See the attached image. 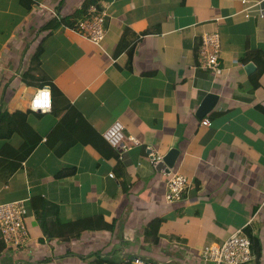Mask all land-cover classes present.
I'll use <instances>...</instances> for the list:
<instances>
[{
	"label": "crops",
	"instance_id": "obj_1",
	"mask_svg": "<svg viewBox=\"0 0 264 264\" xmlns=\"http://www.w3.org/2000/svg\"><path fill=\"white\" fill-rule=\"evenodd\" d=\"M20 1L0 0V112L25 114L0 138L5 170L19 163L0 205L21 203L26 239L0 240V264H211L203 251L245 228L260 247L245 264H264V15L244 18L239 0H99L95 44L74 30L83 18L61 21L83 0ZM211 32L218 74L198 62ZM41 87L50 111L28 107ZM207 93L216 100L197 117ZM115 120L136 141L125 150L101 136ZM170 148L186 188L166 204L149 153Z\"/></svg>",
	"mask_w": 264,
	"mask_h": 264
},
{
	"label": "built area",
	"instance_id": "obj_2",
	"mask_svg": "<svg viewBox=\"0 0 264 264\" xmlns=\"http://www.w3.org/2000/svg\"><path fill=\"white\" fill-rule=\"evenodd\" d=\"M241 5L238 10L244 18H249L254 12L255 16L262 17L264 15L263 8L259 7V1L239 0ZM92 13L79 20L74 27V30L81 32L86 38L95 44H99L104 35L103 17L104 12L99 10L94 11V7H89ZM254 16V15H252ZM218 52V37L215 32L205 33L201 37V45L198 50L199 66L204 70H211L212 74H218L220 67L217 60ZM45 87L38 88L29 100V109L43 110V97L41 90ZM264 105V101H263ZM51 107V101H50ZM203 126H209L210 121L206 118L200 120ZM105 142L117 150H125L130 144L136 141L131 136H125L124 140L123 126L118 121H113L101 133ZM161 159L159 153H149V162L156 169L158 162ZM157 173L164 179L166 191L164 192V201L166 204H171L181 200L185 188L186 179L172 167L169 169H156ZM112 176V173H108ZM24 208L20 202H11L0 205V239L2 242L11 247L19 246L26 239V228L23 223ZM202 258L211 264H245L252 260L250 252V243L241 229L228 235L219 244L210 245L203 251ZM130 264H157L149 261L143 262L140 258L133 257Z\"/></svg>",
	"mask_w": 264,
	"mask_h": 264
},
{
	"label": "trees",
	"instance_id": "obj_3",
	"mask_svg": "<svg viewBox=\"0 0 264 264\" xmlns=\"http://www.w3.org/2000/svg\"><path fill=\"white\" fill-rule=\"evenodd\" d=\"M25 1L26 0H21L20 2L23 6L26 7ZM98 2L99 0H83L80 6L74 12L62 18L61 20L62 23L66 25V27H70V28L73 27L74 24L77 22V20L84 18L87 15V10L89 7H94L95 12L99 11L101 8ZM253 54L256 55L257 52L253 51ZM256 76H257V73L253 77H251L252 84H255ZM14 115H17L20 118L18 123H20L21 125H24L25 114L21 112H15L11 115H7L1 111L0 112V138H5L12 131L18 130V123L14 122L16 121L14 119ZM37 141H38V138L35 137L32 141L25 144L28 146H27V149H25L23 153L20 155V159H23L29 153V151H31V149L33 148V146L35 145ZM76 141H79L82 145L84 144L93 145L91 141H87V140H75V142ZM55 153L59 154L61 153V150L60 151L55 150ZM17 167H19V163H14L11 165L10 169L5 170V168H8V167H4V162H0V180L5 181L14 172V170ZM34 204L35 203L31 204V208L33 209V211L36 210V208L33 206ZM38 207L41 208V205H39ZM243 231H244V234L247 236L249 243H250V252L252 255V259H258L260 257V247L258 244V241H259L258 237L254 233L250 232V230L247 228H245ZM49 235H52V234L49 232ZM141 260L143 262H147V260H144V259H141Z\"/></svg>",
	"mask_w": 264,
	"mask_h": 264
},
{
	"label": "water",
	"instance_id": "obj_4",
	"mask_svg": "<svg viewBox=\"0 0 264 264\" xmlns=\"http://www.w3.org/2000/svg\"><path fill=\"white\" fill-rule=\"evenodd\" d=\"M244 69L246 72L252 69L251 64L244 65ZM216 95L212 93H207L204 95L200 105L198 106V109L196 111L197 117H202L205 112L209 110V108L214 104L216 100ZM178 151L174 148H170L167 150L162 156L160 161L158 162L156 169H169L174 165V162L176 160ZM131 259V258H130Z\"/></svg>",
	"mask_w": 264,
	"mask_h": 264
},
{
	"label": "clouds",
	"instance_id": "obj_5",
	"mask_svg": "<svg viewBox=\"0 0 264 264\" xmlns=\"http://www.w3.org/2000/svg\"><path fill=\"white\" fill-rule=\"evenodd\" d=\"M101 10V9H100ZM41 95L43 97V110L44 111H50V89L45 87L43 90H41ZM33 111H38L36 110V106L33 107ZM133 256L131 257L130 261L132 260Z\"/></svg>",
	"mask_w": 264,
	"mask_h": 264
}]
</instances>
